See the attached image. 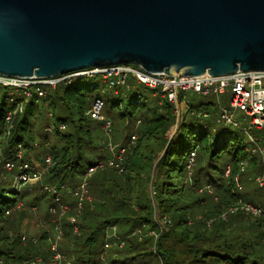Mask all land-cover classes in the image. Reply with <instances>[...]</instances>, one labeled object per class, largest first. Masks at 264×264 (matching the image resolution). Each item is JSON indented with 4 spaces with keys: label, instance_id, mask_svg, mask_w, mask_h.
Masks as SVG:
<instances>
[{
    "label": "trees",
    "instance_id": "obj_1",
    "mask_svg": "<svg viewBox=\"0 0 264 264\" xmlns=\"http://www.w3.org/2000/svg\"><path fill=\"white\" fill-rule=\"evenodd\" d=\"M131 83L135 84V81L131 80ZM97 89H101L100 93L98 91L93 96L92 92ZM105 89L107 83L102 76L79 77L71 83L48 87L45 97L35 96L27 103L24 112L16 115L15 127L5 149L9 155L21 144L25 153L30 151L37 159L44 155V160L45 156L51 155L53 165L44 176L46 182L75 187L90 168L106 157V145L101 139L107 137L103 123L87 114L96 97L106 99L104 113L114 121V142L119 141L123 134L130 136L137 132V140L128 152L123 172L107 169L90 181L89 194L93 196V201L86 205L82 218L78 220L80 232L74 235L73 225L64 222L63 253L74 264H101L102 233L107 225H129L132 231L138 226L150 225L157 230L148 193L144 190L137 197L142 183L151 179V173L156 170L154 187L159 213L161 217L168 215L173 221L170 232L162 234L156 243L166 260L165 264H264V218L237 214L228 221L217 219V215L229 204L243 198L236 189V175L239 174L240 181L245 182V178L255 173L253 169H263L259 157L246 150L243 134L230 127V136L221 140L225 127L217 125L214 117L210 119L202 115L217 113L215 104L208 101L197 106L188 103L189 110L183 117L180 134L170 139L167 134L176 122L173 104L165 100L160 105V99L151 90L145 91L139 99L137 89L143 90L139 85L136 89L120 87L119 95L111 91L106 93ZM0 91L1 137L5 116L11 107L6 100L7 91ZM47 103L52 110L54 144L46 130L48 125L44 126L45 122H50L46 115L48 111H42L44 106L36 107V104ZM33 121L41 124L43 133L33 134ZM63 123L67 129L61 131L59 127ZM94 126L99 131L101 128L104 135H96ZM35 144L41 146L40 151ZM242 163H249L243 172L240 171ZM228 166L231 171L226 176ZM3 184H0V264L38 255L49 257V250L44 244L47 233L41 234L39 245L22 243L20 223V231L14 234L16 236L7 233V227L16 221L17 216L11 214L5 217V212L17 200H5L6 190H11L12 185L6 189ZM207 186H214L216 190L211 193ZM102 187L104 189L97 194ZM249 190L246 197L263 206L264 195L250 194ZM136 198L138 200L135 201ZM139 199L142 203L138 202ZM73 202L74 199L71 200ZM130 202L133 205L138 202V210L145 215L126 217L135 209ZM91 205L94 206L92 209ZM190 215L193 216L192 224L189 223ZM201 215L202 218H199ZM211 219L212 227L207 224ZM128 244L125 252L128 256L113 260V264H151L148 260L154 253L146 248L144 242L130 239ZM156 264H159L158 260Z\"/></svg>",
    "mask_w": 264,
    "mask_h": 264
},
{
    "label": "water",
    "instance_id": "obj_2",
    "mask_svg": "<svg viewBox=\"0 0 264 264\" xmlns=\"http://www.w3.org/2000/svg\"><path fill=\"white\" fill-rule=\"evenodd\" d=\"M264 71V0H0V75Z\"/></svg>",
    "mask_w": 264,
    "mask_h": 264
},
{
    "label": "built area",
    "instance_id": "obj_3",
    "mask_svg": "<svg viewBox=\"0 0 264 264\" xmlns=\"http://www.w3.org/2000/svg\"><path fill=\"white\" fill-rule=\"evenodd\" d=\"M96 76L103 77L104 81L107 83V87L112 90L111 92L114 95L120 94V87L136 89L137 85H143L149 88L153 95L160 99V105L165 100L173 104L177 122L171 130V137L176 136L178 131H180H177L180 120L189 110L188 103L185 100L189 92L202 96L217 97L218 100L215 105V109L217 110L216 123L225 128L232 127L240 131L244 136L249 154L260 156L262 163H264V146L260 143L254 132L255 130L264 128V71L239 70L235 73L221 76H213L208 73L198 76H171L165 73H150L140 66L121 63L106 67H92L75 73L49 78L0 75V90L7 91L6 99H8V97L11 99V109L5 116V128L3 135L0 137V145L5 138L8 139L9 136L12 135V131L15 127L14 119L16 115L24 112L27 103L32 98L35 96L39 98L45 97L47 95V89L50 86L56 87L62 83L67 84L69 81L79 77ZM131 80H134L135 84L130 83ZM141 91L143 90L137 89L139 98L143 95ZM225 93H230L229 107L224 106L219 99V96ZM106 105V99L103 96L96 97L87 114L93 120L103 123V130L108 139V149L110 151L109 158L106 163L100 161L94 167L90 168L82 182L75 187L69 185H61V187L42 183L44 191L48 194L50 193L53 198V203L48 207L49 212L52 215L58 214L61 220L59 219V223L55 224V237L52 240H50L51 238L48 239L50 242L49 257L36 256L24 259L20 261V264H74L72 259L66 257L65 254L60 251L61 242L65 237L63 219L71 211L72 207L70 203L63 200L62 195L68 194L73 197L74 202L76 201L74 206L76 207V214L66 220L73 225L74 234H78L80 232L78 217L83 213L85 204L87 202H92L89 195V183L88 180H86L88 177L86 178V176H90L95 170H102L105 168H113L119 172H123L128 152L134 146L138 136L137 132L134 131L128 143L117 147L113 140V121L104 113ZM236 111L241 113L242 120L237 118ZM202 115L206 117L209 114L204 113ZM139 123L140 121H138V124ZM66 127L67 125L63 123L59 128L66 129ZM47 131H51V127H48ZM23 151V146L19 144L18 147L9 154V157L1 154L5 162L3 166H0V171L3 169L7 173L15 175L14 184L12 186L14 188V191H12L15 193L20 192L23 186L31 181H43L42 177L50 172V168L53 165V158L51 155H47L41 164L33 161L31 163L20 162L23 158ZM193 160L194 159L191 160V163ZM230 171L231 168L228 166L225 175L228 176ZM240 171H245L244 163H242ZM2 176L4 175L2 174ZM235 181L239 190H243L238 175H236ZM256 181L264 189V172L262 175L257 176ZM208 189L212 193L213 189H211V187H208ZM12 207L17 210L22 209V201L17 200ZM11 210L12 209L9 208L7 213L10 214ZM240 210L254 216H264V206L255 205L242 199L236 202L234 206L229 209V212L236 213ZM51 214L49 215L51 216ZM54 221L57 222L56 220ZM163 224L164 227L169 226L170 220L165 217ZM158 229L159 231H156L157 240L163 233V226L161 225ZM137 232L141 233V231L134 230L132 231V235L137 234ZM116 238L120 242L126 241V239L121 236H117ZM141 238L143 239V236H141ZM21 239L24 245L30 242L33 244L38 243V239L35 237H26L23 235ZM157 240L155 241V246ZM110 248L111 244L106 240L99 258L101 264H112L109 258L107 261L108 250ZM113 255H118V252H113Z\"/></svg>",
    "mask_w": 264,
    "mask_h": 264
},
{
    "label": "rangeland",
    "instance_id": "obj_4",
    "mask_svg": "<svg viewBox=\"0 0 264 264\" xmlns=\"http://www.w3.org/2000/svg\"><path fill=\"white\" fill-rule=\"evenodd\" d=\"M130 83H131V81H130ZM139 87L143 88V85H139ZM101 89H102V85H101ZM101 89H97V90L93 91L92 95L93 96L97 95L98 91L100 93ZM105 91H106V93H108V91H112V90L109 87H107V89H105ZM219 99H220L221 103L224 106H227V107L230 106V93L221 94L219 96ZM6 100L9 101V105H10L11 104L10 103V101H11L10 97H8V99H6ZM185 100H186L187 103H190V104H192L194 106H197V105H199L201 103H207L208 101H211V102H213L216 105L218 99L215 96H202V95H198V94L189 92L186 95ZM40 103L41 102L39 101L38 104H40ZM38 104H36V107L44 106L42 111H48L46 115L48 116L50 122H47V123L45 122L44 126L48 125L46 127V130H47L48 127H51V131H48L47 133L52 138L51 143H53V141L55 143V140H53L54 137H55V133L53 132L54 131V123H53V121L51 119V115H52L51 114L52 113L51 106L49 105V103H47L45 105H43V104L42 105H38ZM216 115H217V113H214L213 115L206 116V118H210L211 117L210 119H212L214 117L215 121H216ZM236 115H237V118L239 120H242V116H241V113L239 111H236ZM182 120H183V118L180 120V123H179V125L177 127V131L181 128ZM112 121H113V119H112ZM176 122L174 123L172 128L175 126ZM211 125L212 124H208V126H211ZM94 127H95V134L96 135H97V133L100 134V135H102V134L104 135V133H102L103 131L101 130V128H100V131H101L100 132L99 129L96 128V126H94ZM212 127H213V129H215V126H212ZM31 128H32L33 134L35 136L37 134L43 133V128L41 127V124H38L36 121L32 122ZM172 128L170 129V131L167 134L168 138H170V139L174 137V136L171 137V135H170L172 133L171 132ZM59 129L61 131H64L67 128L66 129L59 128ZM96 130H97V132H96ZM113 130H114V121H113ZM254 132H255L256 136L258 137L260 143L264 146V128L261 129V130H255ZM179 134H180V131H178L177 135H179ZM113 136H114V133H113ZM130 137H131V135L129 136L127 134H123V136L119 138V141H115L114 144L117 147H120L121 145H124V144L128 143L129 140H130ZM101 139H102V143H104L106 145V149H107L106 157L101 159V162L106 163L107 159L110 156V151L108 149V139H107V137H105L104 139L102 137ZM226 139H227V135H223L222 138H221V140H226ZM113 140H114V138H113ZM7 143H8V139L5 138L3 140V142H2V144L0 145V166H3V163L5 162V160L1 157V154L9 157V155H7L6 150H5L6 147H7ZM36 143L39 144L38 141H36ZM38 144H35V145H37L36 146L37 151H40L41 150V146L38 145ZM50 144H48V147H49ZM43 156H40V158L37 159V157H36V155L34 153H32L30 151H26V153H25V151H23V158L20 160V162L23 161V162H28V163L30 162L31 163L32 161L33 162L35 161V162H38V164L39 163L41 164L44 161L43 160ZM255 156H258V155H255ZM258 157H259L260 163L263 166V169L261 171H256L255 169H253V171H255L254 174L248 176V178H245V180H246L245 182H243V181L241 182L240 181L241 182V186L243 187V190H239V188L237 186V183L235 182L238 194L240 193L242 195V197H243L241 199L244 200V201L250 202L252 204H254V202H253L254 200H252V198L246 197V191L247 190L250 189L249 190V191H251L250 194L254 193L257 196L264 195V189H262L259 186L258 182L256 181L257 176L262 175L263 172H264V163H262L261 157L260 156H258ZM247 166H249V163H244L245 169H246ZM107 169L115 170L113 168H105V169H102V170H95V171H93L91 173L90 176L89 175L86 176V178L88 177L86 180H88L89 185H90V181L92 179H94V177L96 175H98L99 172H102V171L107 170ZM155 171L156 170H154L151 173L152 174L151 175L152 176L151 179H148V180H146V181H144L142 183V186L140 187V189L137 192V197H138V195H141V192H143L144 190L148 193L150 199L152 200L151 204H153L152 216H153L154 222H156L158 224V227L156 228L157 230L152 229V227L150 225H143V226H138V227H136L134 229L136 231H141V233L137 232V234L132 235V228L129 225H125V226H122V225H119V224H110L109 226L107 225L108 227L106 226L107 228H105V230L102 233V237H103L102 241L104 240V244H105L106 240L109 241V243L111 244V248L108 250L109 253L107 255V261H108V258H109V261L112 263L113 260H117V259H120V258L127 257L128 255L125 252H127L126 250L129 248L128 241L130 239H135V240H137L139 242H144L145 245H146V248H148L149 250H151L154 253V256H153L154 258L151 257V256L149 257V260H148L149 263L156 264V262L158 260L159 264H165L166 260L161 255V253L159 252L158 244L156 245L157 247L155 246V241L157 240L156 231H159L158 228L162 225L163 226V233L162 234H164L165 232H170V229L173 227V221L168 215H166L164 217H161V215L159 213V209H158L159 207H158V204H157L156 199H155V197H156V194H155L156 192H155V187H154L155 186L154 178L156 177V172ZM119 173H122V172H119ZM2 174L4 176H2ZM85 175H84V177H85ZM237 175L240 176L239 174H237ZM14 179H15V175L14 174L7 173L3 169L0 171V184L4 183L3 184L4 188L7 189V188H9L10 185L13 186ZM42 179H43V181L42 180L41 181L34 180L35 182L31 181V182L25 184L23 186V188L21 189V191L17 192V193L13 192L14 188L12 186H11V190H9V191L6 190L7 191V193L5 194V200L6 201L14 202L15 200H19V201H22V204H23V208L20 209V210L13 209V207H12L11 208L12 210H11L10 214L7 213V210L9 209V207L6 210L5 217L10 216L11 214H13V215L15 214L17 216L16 221L14 223H10L11 226L7 227L6 231H7V233H11V235L16 236L14 234L16 232L18 233V231H20V228L18 226L19 223H20L21 227H22L21 228L22 236L25 235L26 237H35V238L38 239V242H39V238H40L41 234L42 233H47L48 235L46 237V242L44 241V244L47 246V249L49 250L50 242L48 241V239L51 238L50 240H52L55 237V228L54 227H55V224L59 223V219L61 220V218L59 217L58 214L57 215H52L49 212L48 207L53 203V198H52V195L50 193L48 194V193H46L44 191V189L42 187V183L47 184V185H49L51 183H47L46 182V177H44V176L42 177ZM244 183H245V185H244ZM51 185H54V184H51ZM63 186H67V184H65V185L63 184ZM214 186L216 187V185H214ZM214 186L213 187L211 186V189L216 190ZM208 187H210V186H207V188ZM102 189H104V187H102L100 190H98L97 194H99ZM9 194H11V196H13V197H11ZM17 194H19V195L17 196ZM127 194H129V193H127ZM244 194H245V196H244ZM89 195H90L91 200L93 201V196L91 194H89ZM62 197H63L64 201H67L68 203H70L72 205L71 211L63 219V228L65 230L64 222L65 221L68 222L66 219H68V218H70V217H72V216H74L76 214V207H74L76 201L71 203V200L73 199V197H71L68 194H63ZM10 199H12V200H10ZM136 200H138V199L136 198L135 201ZM138 202L142 203V201H140V199H139ZM138 202L135 205H133V203L130 202V204L132 205V208L133 209L135 208V209L130 214H127L126 217H129L132 214H133V216H136V217L139 216V215H145V212H143L141 210H138V209H140V206L138 205ZM88 203L92 204V202H87L85 204V207L83 209V213L78 217V220L80 218H82V216L84 214V211H85V208H86V205ZM234 204L235 203L229 204V206L227 208H225L222 211V213L217 215L218 217L216 216L217 219H223L225 221H228L229 218H231L232 216L237 215V214H245V215L252 216V217H262V218H264V216H254V215H252L250 213H247V212H244V211H241V210L236 212V213H230L229 209L232 206H234ZM92 206L93 205H91V209H92ZM48 213L51 214V216ZM137 213H140V214H137ZM191 215L189 217V223L190 224H192V222H193V216H191ZM165 217H167V219L170 220V224L167 227H164V224H163V221H164ZM198 217L202 218V215L198 216ZM54 220H56L57 222H55ZM212 222H213V219H211L209 221V223H207L208 226H211ZM125 233H127V234H125ZM162 234L160 236H162ZM117 236H121L122 238H125V239L128 238V241L120 242L119 240H117V238H116ZM141 236H143V239L141 238ZM160 239H161V237L158 238L156 243H158V241H160ZM62 244H63V241L61 242V245H60V251L63 253V251L61 250ZM113 252H118V255H113ZM157 255L160 256V257H158ZM38 256H43V255H38ZM43 257H45V256H43ZM110 262H108V263H110ZM6 264H20V261H15V262L14 261H10V262H8Z\"/></svg>",
    "mask_w": 264,
    "mask_h": 264
},
{
    "label": "bare ground",
    "instance_id": "obj_5",
    "mask_svg": "<svg viewBox=\"0 0 264 264\" xmlns=\"http://www.w3.org/2000/svg\"><path fill=\"white\" fill-rule=\"evenodd\" d=\"M74 80V79H73ZM73 80H71V81H69L68 83H71ZM147 90H150L149 88H147V87H145V86H143V91H141V92H143V93H145V91H147ZM139 98V97H138ZM140 99V98H139ZM218 125V124H217ZM224 129V131H225V135H227V137H229L230 136V130H229V128H223ZM234 129V128H233ZM179 130H181V128L179 129ZM235 130H237V129H235ZM245 147H246V150L248 151V148H247V145L245 144ZM212 193H213V191H212ZM10 196H11V194H9ZM11 197H13V196H11ZM158 258V257H157Z\"/></svg>",
    "mask_w": 264,
    "mask_h": 264
},
{
    "label": "crops",
    "instance_id": "obj_6",
    "mask_svg": "<svg viewBox=\"0 0 264 264\" xmlns=\"http://www.w3.org/2000/svg\"><path fill=\"white\" fill-rule=\"evenodd\" d=\"M35 162V161H34ZM35 163H38V162H35ZM45 248L47 249V246L45 245Z\"/></svg>",
    "mask_w": 264,
    "mask_h": 264
}]
</instances>
